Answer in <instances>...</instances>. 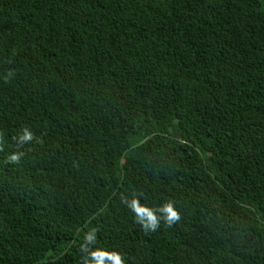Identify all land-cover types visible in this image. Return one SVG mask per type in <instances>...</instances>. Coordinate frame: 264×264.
<instances>
[{
    "label": "trees",
    "instance_id": "trees-1",
    "mask_svg": "<svg viewBox=\"0 0 264 264\" xmlns=\"http://www.w3.org/2000/svg\"><path fill=\"white\" fill-rule=\"evenodd\" d=\"M99 252L264 264V0H0V264Z\"/></svg>",
    "mask_w": 264,
    "mask_h": 264
},
{
    "label": "clouds",
    "instance_id": "clouds-1",
    "mask_svg": "<svg viewBox=\"0 0 264 264\" xmlns=\"http://www.w3.org/2000/svg\"><path fill=\"white\" fill-rule=\"evenodd\" d=\"M33 139V136L31 133L25 131V135L21 137L22 141H30ZM22 155V154H19ZM19 155H13L11 156L10 162L12 163H18L19 162ZM129 208L134 212V213H139L141 215H147L148 220L150 222V225L153 229L156 228L157 226V221L156 217L152 214L150 210L146 207H142L138 204L136 200H133L132 203L129 205ZM164 213H166V219L167 223L169 225L178 222L181 219L180 213L172 206L171 201H169L163 208L160 209ZM92 235H86L85 239L86 241L92 240ZM94 256H97L100 258V264H103V257L105 255H108L107 253L104 252H99V253H93ZM108 258L114 262V264H123L121 258L119 255H109Z\"/></svg>",
    "mask_w": 264,
    "mask_h": 264
}]
</instances>
